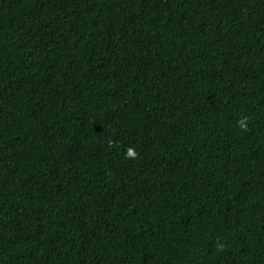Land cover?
<instances>
[{"label":"trees","instance_id":"1","mask_svg":"<svg viewBox=\"0 0 264 264\" xmlns=\"http://www.w3.org/2000/svg\"><path fill=\"white\" fill-rule=\"evenodd\" d=\"M0 264H264V0H0Z\"/></svg>","mask_w":264,"mask_h":264}]
</instances>
